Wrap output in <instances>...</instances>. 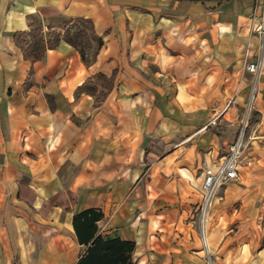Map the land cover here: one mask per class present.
I'll return each mask as SVG.
<instances>
[{
    "label": "crops",
    "instance_id": "crops-1",
    "mask_svg": "<svg viewBox=\"0 0 264 264\" xmlns=\"http://www.w3.org/2000/svg\"><path fill=\"white\" fill-rule=\"evenodd\" d=\"M263 0H0V264H77L75 213L135 242V264H264V64L238 177L197 224L204 169L241 127ZM73 18L103 40L86 64L62 39L37 60L15 34ZM26 45L30 36L23 37ZM210 261L207 259V250Z\"/></svg>",
    "mask_w": 264,
    "mask_h": 264
},
{
    "label": "trees",
    "instance_id": "trees-1",
    "mask_svg": "<svg viewBox=\"0 0 264 264\" xmlns=\"http://www.w3.org/2000/svg\"><path fill=\"white\" fill-rule=\"evenodd\" d=\"M43 28L33 25L28 32L15 34L26 58L40 59L47 47H55L64 39L75 46L81 53L86 64L96 58L97 52L103 44L91 20L87 18H73L63 23L61 29L54 30L49 37H44ZM30 36L26 45L25 36ZM103 212L96 208H87L73 216V225L80 243L87 245L86 252L80 257L77 264H135L132 258L135 242L120 237L104 238L97 234L98 221Z\"/></svg>",
    "mask_w": 264,
    "mask_h": 264
},
{
    "label": "built area",
    "instance_id": "built-area-1",
    "mask_svg": "<svg viewBox=\"0 0 264 264\" xmlns=\"http://www.w3.org/2000/svg\"><path fill=\"white\" fill-rule=\"evenodd\" d=\"M264 4V0H263ZM255 31L261 37L260 50L255 60L249 61L246 64L247 70L260 75L264 64V7L262 12L261 21L255 27ZM254 93L252 94V99ZM247 120L240 127L236 140L231 142L224 150L222 162L214 168L213 166H206L204 169V184H203V197L202 203L203 212L208 208V205L213 200L218 189L225 183L238 177V165L240 163V156L244 144V133ZM203 216V213H202ZM203 221V219H202ZM203 229V226H202ZM204 233V229H203Z\"/></svg>",
    "mask_w": 264,
    "mask_h": 264
},
{
    "label": "rangeland",
    "instance_id": "rangeland-1",
    "mask_svg": "<svg viewBox=\"0 0 264 264\" xmlns=\"http://www.w3.org/2000/svg\"><path fill=\"white\" fill-rule=\"evenodd\" d=\"M252 76H253V87L251 89V94H250V98H249V102H248V105H247V108L246 110L244 111V114L242 115V121H241V126L245 123V120H247V123H246V126H248V123H249V118H250V114L252 112V108H253V103H252V94L254 93L255 94V88H256V85H257V81H258V78L259 76L258 75H255L254 73H252ZM254 98V97H253ZM246 130V129H245ZM237 136H238V133H237ZM236 136V138H237ZM236 138L234 140H236ZM243 159V157H240V159ZM239 159V160H240ZM241 159V160H242ZM221 188V187H220ZM220 188L218 189V191L216 192L213 200L215 199V197L218 195V192L220 190ZM213 200L211 201V203L208 205V210L207 212L209 213V210L212 206V203H213ZM202 201L200 202V204L198 205V207L196 208V218H197V224L200 228V231L202 233V237L204 239V233H203V229H202V226H203V221H202V213H203V206L201 205ZM208 219V214H206V221ZM257 224H260L261 226H264V217H259L257 218ZM207 250V253H206V256H207V259L210 261V254H209V251L208 249Z\"/></svg>",
    "mask_w": 264,
    "mask_h": 264
},
{
    "label": "bare ground",
    "instance_id": "bare-ground-1",
    "mask_svg": "<svg viewBox=\"0 0 264 264\" xmlns=\"http://www.w3.org/2000/svg\"><path fill=\"white\" fill-rule=\"evenodd\" d=\"M207 210H208V208L204 210V212H203V217H202V219H203V229H204V238H205V236H206V234H205V233H206L205 230H206V223H207V221H206V214H208ZM205 239H206V238H205Z\"/></svg>",
    "mask_w": 264,
    "mask_h": 264
}]
</instances>
